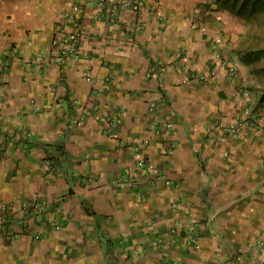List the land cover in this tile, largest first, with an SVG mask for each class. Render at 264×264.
Returning a JSON list of instances; mask_svg holds the SVG:
<instances>
[{"label":"crops","instance_id":"obj_1","mask_svg":"<svg viewBox=\"0 0 264 264\" xmlns=\"http://www.w3.org/2000/svg\"><path fill=\"white\" fill-rule=\"evenodd\" d=\"M106 2L0 0V264L264 262L262 48L226 0ZM52 147L90 181L51 175ZM34 198L66 227L7 240L1 204Z\"/></svg>","mask_w":264,"mask_h":264},{"label":"rangeland","instance_id":"obj_2","mask_svg":"<svg viewBox=\"0 0 264 264\" xmlns=\"http://www.w3.org/2000/svg\"><path fill=\"white\" fill-rule=\"evenodd\" d=\"M226 2L231 3L233 6L232 8L228 7L227 5V10L231 13H236V15H239L242 18L241 22V33L244 36L249 37L251 40L257 41L256 43L252 41L251 43L249 42V46L257 45V47H261L262 52L261 54L264 57V0H226ZM234 3V5H233ZM16 52H13L10 58L16 59ZM247 62L249 59L247 57H243ZM264 59V58H262ZM165 131L168 135L172 136L175 134V128L170 125L166 124L165 125ZM28 132L29 135L26 137L29 138V141H33V135L34 133ZM156 133L160 134L162 131L156 129ZM36 137L38 136L37 134H34ZM161 135V134H160ZM58 146V145H56ZM128 146H141V147H149L150 144L149 142H141L139 145H128ZM175 147V146H174ZM52 147V149H49L51 154H47L45 157L44 161L45 164L48 165L49 172L51 175H55L58 177L64 178L66 183L72 184L75 182L76 184H84L87 181H90L92 171L90 172V168L85 166L81 171H77L74 166H72V163L70 162L69 157L62 153L58 152V149ZM138 149V148H136ZM135 149V150H136ZM142 149V148H141ZM133 153V158L138 156V153L140 154V151L137 152V150ZM172 152V149H170L169 153ZM141 155V154H140ZM201 155V154H200ZM199 155V152L197 150H193L192 157L197 160L198 166H200L202 163H205L204 159L202 156ZM143 157V155H142ZM146 159V158H144ZM50 162H47V161ZM64 161H67V164L64 163ZM136 164L138 166L139 164V159L135 160ZM147 166V164H146ZM146 166L143 169H146ZM74 183V184H75ZM39 204L41 205V208L39 210H34L29 212V215L33 218L35 222H39L42 224V230L41 231H29V225L27 224V218L24 216L22 217L21 222H13V227L14 229H17V231L13 232L12 235H7V240L13 241L15 239L19 240H25L26 238H31L34 241L37 242H42L47 237L50 235L51 232H57L61 231L66 227V216L65 213L61 212H56V210L59 209H54L52 212H50V206L49 204H46V202L43 199H38ZM45 202V204H44ZM48 209V210H47ZM48 215V216H47ZM115 243L110 244L106 242H103L101 244V248L103 250L107 248V251H104V255L108 256V252H110V247L115 245L117 248H121L122 245L118 244L116 241ZM10 248H14V246H11ZM126 254V253H125ZM105 256V257H106ZM130 257H133L130 255ZM217 259V258H216ZM216 259L213 261V263H216ZM169 264V263H167ZM182 264V263H181ZM259 264H264V262H261Z\"/></svg>","mask_w":264,"mask_h":264},{"label":"built area","instance_id":"obj_3","mask_svg":"<svg viewBox=\"0 0 264 264\" xmlns=\"http://www.w3.org/2000/svg\"><path fill=\"white\" fill-rule=\"evenodd\" d=\"M87 1H91V0H87ZM98 4L101 8L106 7V5L108 4V2H106V0H98ZM125 5V3L123 2H119V1H115L112 2L111 4H109L108 6L110 7V10L112 12L119 10V8L123 7ZM134 9L135 10H139L140 6L139 4H135L134 5ZM76 38H74L70 44V52L73 54H76L77 50H76ZM232 70V68H231ZM83 76L85 77V79L87 81L91 80V77L89 75L88 72H84ZM150 110H154V106L151 105ZM236 127H227L225 129V131H228L230 133H233L236 131ZM138 159H139V164H138V168L143 169L146 166V162L145 159L138 153ZM146 170L148 172H153L152 167L151 166H146ZM39 198H34L31 200H25L22 201L20 203H14V202H3L1 204V210L3 213V222H5L7 219H13V222H21L22 221V217H24L25 215L29 214V212L34 211V210H39L41 208V205L39 204ZM45 204V202H44ZM170 264H179L177 261H172Z\"/></svg>","mask_w":264,"mask_h":264},{"label":"trees","instance_id":"obj_4","mask_svg":"<svg viewBox=\"0 0 264 264\" xmlns=\"http://www.w3.org/2000/svg\"><path fill=\"white\" fill-rule=\"evenodd\" d=\"M8 220H11V219H7L6 221H8ZM6 221H5L6 224H10V223H8V222H6ZM12 222H13V221H12Z\"/></svg>","mask_w":264,"mask_h":264}]
</instances>
